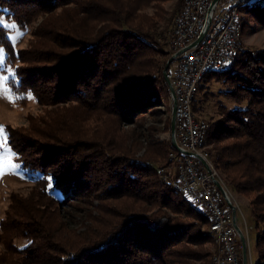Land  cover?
<instances>
[{
	"label": "trees",
	"instance_id": "obj_1",
	"mask_svg": "<svg viewBox=\"0 0 264 264\" xmlns=\"http://www.w3.org/2000/svg\"><path fill=\"white\" fill-rule=\"evenodd\" d=\"M166 1L0 0V13L20 28L62 9V19L41 23V41L26 50L15 49L0 26L14 103L27 105L30 95L40 105L82 109L51 111L49 121L37 127L33 119L25 131L8 127L7 144L24 172L40 176L30 196L10 197L0 264H211L212 220L159 181L155 167L172 165L171 143L155 140L152 125L139 136L135 128L149 117L171 126L163 70L172 54L160 31ZM251 16L264 24V0L244 8L243 32ZM230 66L216 78L237 106H220L205 146L229 189L248 200L257 264H264V49L247 50ZM94 201L98 214L79 237L61 209L82 211L78 204ZM182 212L185 220L172 215ZM19 239L26 243L17 246Z\"/></svg>",
	"mask_w": 264,
	"mask_h": 264
},
{
	"label": "built area",
	"instance_id": "obj_2",
	"mask_svg": "<svg viewBox=\"0 0 264 264\" xmlns=\"http://www.w3.org/2000/svg\"><path fill=\"white\" fill-rule=\"evenodd\" d=\"M254 1L256 0H220L203 39L176 57L175 70H168L177 104L176 140L183 149L182 157L174 156L177 163V181L187 187L194 200L198 201L214 219L213 233L218 235L215 264H243V254L240 250L241 242L232 223V209L223 190L213 180V177L218 180L217 175L214 172L210 174L202 160L196 157L199 155L207 161L201 145V134L205 128L204 119H199L194 110L193 83L204 69L227 66L231 58L236 56L241 49L235 40L236 21L243 18L242 3ZM212 2L213 0L184 2L182 9L178 11L171 33V44L167 45L168 48H172V55L189 47L200 37ZM162 168L168 177V167ZM220 183L238 210V204L231 197L229 187ZM244 234L246 236V233ZM246 239L248 241L247 236ZM248 243L247 264H251Z\"/></svg>",
	"mask_w": 264,
	"mask_h": 264
},
{
	"label": "rangeland",
	"instance_id": "obj_3",
	"mask_svg": "<svg viewBox=\"0 0 264 264\" xmlns=\"http://www.w3.org/2000/svg\"><path fill=\"white\" fill-rule=\"evenodd\" d=\"M184 0H168L162 4V7L167 12V20L161 23L162 27L160 31L164 32V37L161 39L162 43L167 42L164 41L166 32L171 28L172 22L174 19L175 13L178 12ZM70 6L66 7L69 8ZM62 9L57 10L53 14L43 13L36 18V20L27 28H20L18 24L5 13H0V20L3 21V24L0 26L6 27L8 29V37L15 49L26 50L31 47L33 43L36 41H41V38L36 35L37 28L40 27L41 23L45 22L48 19H62V17H57L56 13L61 12ZM149 12L152 13V10ZM246 26L243 32V38L241 41V52L237 55V58L247 50H258L264 49V24L259 22L255 17H249L246 19ZM15 25V27H10V25ZM235 60V61H236ZM234 61V62H235ZM233 62V63H234ZM232 63V64H233ZM26 63H22L21 66ZM231 67V66H230ZM177 68V61H174L171 66V70H175ZM12 67L6 62V53L4 48L0 45V125L4 128V133L0 134V171L4 172L2 178H0V223L4 220L6 211L10 205V197L12 194H19L20 197L27 198L30 196L31 190L36 188L35 180L40 176L39 174H27L24 172L22 168L21 162L18 160V156L14 150L7 144L8 138V127L12 130H28L31 127L32 120L34 119L35 125L37 127L40 119H44L45 121H49L47 119V114H51V111L54 110H62L76 107L80 109L76 103H72L68 105L62 106H45L37 103L34 97L29 98V102L27 105L18 106L14 103L13 98L7 87V80L12 75ZM215 76L206 75L205 78L202 79L200 85L204 88L199 92H197L195 98V105L200 107L199 111H197V116L209 121H215L220 117V106H226L228 108H234L237 105L235 102L227 98L224 90L226 89L224 83L221 81H217L216 75L220 72H214ZM206 77H208L206 79ZM209 79V81H208ZM211 79V80H210ZM164 110L166 112V116L170 117L172 115V99L167 100L164 98ZM168 107V108H167ZM163 108V107H161ZM82 111V109H80ZM90 123V122H89ZM152 125L153 128H150ZM94 126V125H93ZM93 126L89 130H93ZM171 127V126H170ZM170 127L169 125H165L161 123V118L159 117H149L146 120H143L136 128L137 136L141 135L143 129L150 128V130L154 131V139L157 141H170ZM128 129V127H125ZM129 129H133V127H129ZM155 129H159L156 131ZM31 134V133H29ZM37 140H40V137L37 136L36 133L31 134ZM143 150L138 154H142ZM210 158V157H209ZM16 166V167H13ZM165 167V166H160ZM159 181L163 184L159 174ZM221 177V176H220ZM227 185V184H226ZM230 193L233 198L236 200L238 204L237 210V223L240 228L247 232L246 236L248 238L247 243L249 242L250 253H251V261L252 264H257V251H256V240H257V225L254 219L251 208L249 207L248 200L242 195L233 192L230 188ZM98 201H94L91 205H82L78 204L79 209L82 211L65 207L61 209V214L65 215L66 222L70 225L71 229L74 228V231L77 236L78 234L85 236L83 232H86V226L90 223L88 219H90V215L97 216V209L95 206L99 205ZM174 217L185 220L186 214L184 212L180 214H172ZM90 226V225H89ZM1 226H0V234H1ZM80 237V236H79ZM82 238V237H81ZM74 242L76 240H73ZM17 246H20L26 243L25 239H19L15 241ZM242 246V245H241ZM208 247H210L213 252L215 248V242L212 241ZM2 246H0V251L3 252ZM212 261V257H211Z\"/></svg>",
	"mask_w": 264,
	"mask_h": 264
},
{
	"label": "bare ground",
	"instance_id": "obj_4",
	"mask_svg": "<svg viewBox=\"0 0 264 264\" xmlns=\"http://www.w3.org/2000/svg\"><path fill=\"white\" fill-rule=\"evenodd\" d=\"M185 1L186 0H184V2ZM252 3L253 2H243L242 3V10H244L245 7L251 5ZM175 14L176 15H174L175 17L173 19L172 26H171V28L165 34L164 41L167 42L168 45L171 44V33L173 32V28H174V25L176 23V18L178 17V12L175 13ZM243 28H244L243 20H242V18H238V20L236 21L235 40H236V43H238L240 47H241V41H242V38H243ZM167 49L172 54V48H167ZM241 50L242 49H239L238 50V53L236 54V56H234L233 58H231V60L229 61V65H227V66H215V67H211V68H206L203 71H201L200 77H197V79H194L192 102H194V100L196 98V95H197V92H198V89H199V85H200L202 79L206 75H208L210 73L222 72V71L226 70L236 60V57L241 52ZM168 76H169V73H168ZM176 113H177V104H176ZM198 118L199 119H202L200 117H198ZM204 126H205V128L203 130V133L201 134V145L204 148L206 160L211 165V167L213 168V172H214V174L217 175L218 180L220 182H222L223 184L226 185V183L224 182V180L222 179V177H220V174L214 168V166H213V164H212V162H211V160L209 158L210 155H209V152H208V150H207V148L205 146L206 139H207L206 138L207 137V132H208V128H209L208 122L206 120H204ZM171 146H172V144H171ZM178 146L180 147V149L182 151L181 150H178V149H176V148H174L172 146L171 147L172 150L169 153V158L173 161V163H172V165L170 164L171 166L168 165V177H167L166 171L163 170L162 167L158 166L159 168L158 167H155V168H156V170H158V174H159V176H160V178H161V180H162V182L164 184H170V186L176 192H179V193L183 194L184 196H186V198L189 199V202H191V205H193V207L195 208V210H196V212L198 214H201L203 216L206 215V216H208L212 220V223H211V226H210V233H211V235L214 238L215 248H214V250L212 252V261H211V264H215V262L217 261V252H218V235L216 233H213V230H214V219L212 218L211 215H209V212L202 205L199 204L198 201L194 200V198L188 192L187 187L185 185H183V184H180L177 181V163H176V161H174V156L175 157H182L183 156L182 146L180 144H178ZM231 197H233V196L231 195ZM251 264H252V261H251Z\"/></svg>",
	"mask_w": 264,
	"mask_h": 264
},
{
	"label": "water",
	"instance_id": "obj_5",
	"mask_svg": "<svg viewBox=\"0 0 264 264\" xmlns=\"http://www.w3.org/2000/svg\"><path fill=\"white\" fill-rule=\"evenodd\" d=\"M219 1L220 0H213L212 4L210 6L209 12H208V17H207V21H206L205 27H204L200 37L193 44H191L189 47H187L185 49H182V50L178 51L177 53H175L174 55H172L168 59V61L166 62V65H165L164 70H163V74H164L165 80H166V82H167V84L169 86L170 93H171V99H172L170 141H171L172 146L174 148L178 149V150H181V149L178 146V143H177V140H176V134H175V127H176V120H175L176 99H175V92H174L173 84H172V82H171V80H170V78L168 76V70H169L171 64L173 63V61L176 59V57L178 55H180L184 51L188 50L189 48L197 45L203 39V37L205 36V34H206V32H207V30H208V28L210 26L214 11H215L216 6H217ZM196 157L201 159L202 162L204 163V165L206 166L207 171L210 174H213V169H212L211 165L207 161L202 159L199 155H196ZM213 180L223 190V192H224V194L226 196V199L228 201V204L230 205V207L232 209V223H233V227H234V229H235V231H236V233H237V235L239 237V240L241 242V245H242L243 264H247V239H246V236L244 234V231L240 228V226L237 223V208H236L235 205L232 204V201L229 198V196L226 194V191H225L224 187L222 186V184L215 177H213Z\"/></svg>",
	"mask_w": 264,
	"mask_h": 264
},
{
	"label": "snow or ice",
	"instance_id": "obj_6",
	"mask_svg": "<svg viewBox=\"0 0 264 264\" xmlns=\"http://www.w3.org/2000/svg\"><path fill=\"white\" fill-rule=\"evenodd\" d=\"M3 24V21L2 20H0V25H2ZM10 27H15V25L13 24V25H10ZM29 98H31V96L29 95ZM4 128H3V126L2 125H0V134H3L4 133ZM13 167H16V166H13ZM3 175H4V172L3 171H0V178H2L3 177Z\"/></svg>",
	"mask_w": 264,
	"mask_h": 264
},
{
	"label": "crops",
	"instance_id": "obj_7",
	"mask_svg": "<svg viewBox=\"0 0 264 264\" xmlns=\"http://www.w3.org/2000/svg\"><path fill=\"white\" fill-rule=\"evenodd\" d=\"M244 233H247V232H244ZM249 244V243H248ZM249 249H250V246H249ZM241 252H242V248H240ZM251 252V251H250Z\"/></svg>",
	"mask_w": 264,
	"mask_h": 264
}]
</instances>
